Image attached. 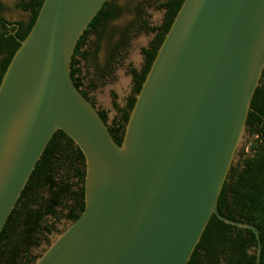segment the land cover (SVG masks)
<instances>
[{
  "label": "water",
  "instance_id": "1",
  "mask_svg": "<svg viewBox=\"0 0 264 264\" xmlns=\"http://www.w3.org/2000/svg\"><path fill=\"white\" fill-rule=\"evenodd\" d=\"M109 0H44L0 84V236L54 134L86 163L85 209L35 264H188L246 132L264 72V0H184L123 141L76 87L72 60ZM17 25V24H15Z\"/></svg>",
  "mask_w": 264,
  "mask_h": 264
},
{
  "label": "trees",
  "instance_id": "2",
  "mask_svg": "<svg viewBox=\"0 0 264 264\" xmlns=\"http://www.w3.org/2000/svg\"><path fill=\"white\" fill-rule=\"evenodd\" d=\"M117 1L106 2L79 40L73 55V81L95 107L97 104L90 95L100 84L96 80H88L82 64L93 61L97 77L100 80L109 78L116 70V65L122 63L124 53L130 45V35L135 29L132 23L125 27L119 39L112 45L105 65L98 64L97 52L88 48L89 39L95 35L101 41L104 28L121 15ZM43 2L44 0H22L18 7L30 13V21L13 23L3 17L6 7L0 0V84L20 47L18 39L24 40L30 33ZM183 2L184 0L158 2L157 8L165 12L162 24L150 26L143 22L138 27L139 32L153 34L155 38L148 48L141 50L144 57L142 69L128 68V73L133 77V93L128 97L126 107L118 105L117 95L112 92L118 117L108 127L119 144L123 141L136 96L141 91L157 52ZM137 11L141 13L139 9ZM259 83L246 129L263 144L255 149L252 157L244 160L241 174H235L236 170L231 169L220 194L218 209L229 219L246 222L259 229L264 261V72ZM98 110L107 123L108 112ZM85 176L86 163L83 153L64 132H56L0 236V264H35L41 255H33L32 250L47 242L48 236L57 231L54 223H48L49 219H65L72 223L83 213ZM47 243L49 244V241ZM257 249L258 242L252 230L236 228L213 216L188 264H257Z\"/></svg>",
  "mask_w": 264,
  "mask_h": 264
},
{
  "label": "rangeland",
  "instance_id": "3",
  "mask_svg": "<svg viewBox=\"0 0 264 264\" xmlns=\"http://www.w3.org/2000/svg\"><path fill=\"white\" fill-rule=\"evenodd\" d=\"M6 7L3 17L13 23L27 22L30 18L29 12H24L18 7L22 0H1ZM166 0H118L117 5L121 8V15L111 21L104 28V37L101 41L97 36L92 35L89 39L88 48L96 51L98 64L105 65L109 56L112 45L119 39L121 31L133 24L134 28L131 33L130 45L124 53L122 63L116 65V70L107 79L100 80L97 77L94 62L83 63V71L88 76V80H96L100 84L99 88L91 93V98L96 102L99 109L108 112V120L111 124L118 117V112L113 105L112 92L117 95V103L124 108L127 105L128 97L133 93V77L128 73V68L133 67L141 70L144 65V57L141 53L143 48H148L154 40L155 35L139 32L138 27L141 23L147 22L150 26L161 25L164 19L165 12L157 8L158 2ZM140 10V14L137 10ZM262 141L257 136H249L246 132L238 150L233 168L235 174H241L243 171V162L245 159L253 156L255 149L262 145ZM234 174V175H235ZM241 192V188H239ZM48 223H54L57 229L49 236V244L43 242L38 248L32 250L33 255H42L48 246L62 233L71 223L62 219L55 221L49 219Z\"/></svg>",
  "mask_w": 264,
  "mask_h": 264
},
{
  "label": "flooded vegetation",
  "instance_id": "4",
  "mask_svg": "<svg viewBox=\"0 0 264 264\" xmlns=\"http://www.w3.org/2000/svg\"><path fill=\"white\" fill-rule=\"evenodd\" d=\"M30 16H31V15H30ZM29 21H30V18H29V20H28L27 22H25V23H28ZM17 23H18V22H17ZM17 28L19 29V26H18ZM97 108H98V107H97ZM98 109H99V108H98ZM101 110H103V109H101ZM107 124L110 125L109 120H108ZM246 133H247L249 136H251V135H250V132H249L247 129H246ZM232 168H233V167H232ZM68 222H70V221H68ZM70 223H71V222H70ZM52 234H53V233H52ZM52 234H51V235H52ZM49 236H50V235H49ZM49 236H48V241H49ZM48 241H47V242H48ZM47 242H46V243H47ZM257 253H258V249H257ZM261 264H264L263 259H262Z\"/></svg>",
  "mask_w": 264,
  "mask_h": 264
}]
</instances>
